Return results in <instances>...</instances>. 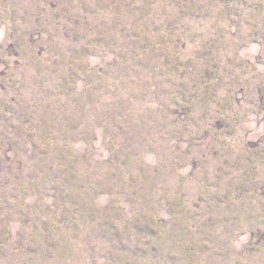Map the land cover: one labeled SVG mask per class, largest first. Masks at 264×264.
Listing matches in <instances>:
<instances>
[{
    "label": "rangeland",
    "instance_id": "obj_1",
    "mask_svg": "<svg viewBox=\"0 0 264 264\" xmlns=\"http://www.w3.org/2000/svg\"><path fill=\"white\" fill-rule=\"evenodd\" d=\"M0 264H264V0H0Z\"/></svg>",
    "mask_w": 264,
    "mask_h": 264
}]
</instances>
